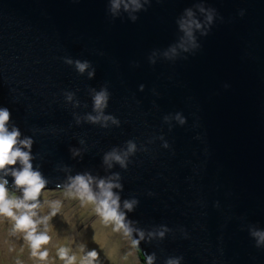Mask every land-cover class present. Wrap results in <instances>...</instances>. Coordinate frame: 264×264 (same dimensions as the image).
Instances as JSON below:
<instances>
[{"label":"water","instance_id":"95a60500","mask_svg":"<svg viewBox=\"0 0 264 264\" xmlns=\"http://www.w3.org/2000/svg\"><path fill=\"white\" fill-rule=\"evenodd\" d=\"M0 111L141 263L264 264V0H0Z\"/></svg>","mask_w":264,"mask_h":264},{"label":"rangeland","instance_id":"374dc122","mask_svg":"<svg viewBox=\"0 0 264 264\" xmlns=\"http://www.w3.org/2000/svg\"><path fill=\"white\" fill-rule=\"evenodd\" d=\"M5 190L8 200L36 205L30 210L14 206L11 210L15 216L29 214L34 234L47 235L49 240L34 255L26 239L31 229H17L12 217L0 214V264H143L128 233L113 216L105 219L106 209L89 194L60 188L41 190L35 200H24V192L12 196ZM42 252L47 253L43 259ZM92 252L94 258L89 256Z\"/></svg>","mask_w":264,"mask_h":264},{"label":"clouds","instance_id":"9594fccd","mask_svg":"<svg viewBox=\"0 0 264 264\" xmlns=\"http://www.w3.org/2000/svg\"><path fill=\"white\" fill-rule=\"evenodd\" d=\"M83 65H80L81 70H83ZM102 96H97L96 101L99 104ZM8 119L7 111H0V168H3L6 164H14L15 158L20 157L21 160L25 163L24 169L15 174V183L16 185H26L27 187L24 189V200H35L38 194L40 193L41 189L44 188V184L41 182L39 174L32 173L29 171L30 165L27 164V155L20 153L17 151H12L13 144L15 143V136L16 133L13 132L12 134H6L4 129V122ZM16 208H25L31 209L35 208L36 205H27L23 202H14L11 200L6 199V190L3 184H0V214L6 215L8 217H12L15 221V227L17 229L28 230L26 239L31 242V247L33 249V254L35 255V249H37L41 244H45L48 242L49 237L44 234L35 235V224L34 221L31 219V216L27 213L22 214L20 216H15L12 212V207ZM103 207L106 211L103 213L104 218L107 219L114 215L113 212L107 211L108 205L105 203ZM114 218V216H113ZM115 219V218H114ZM117 221V220H116ZM120 224V223H118ZM136 252V251H135ZM40 258L43 259L47 256L46 252H42L39 254ZM61 258L65 256V252L61 250L60 252ZM90 257H95L96 253L92 252L89 253Z\"/></svg>","mask_w":264,"mask_h":264},{"label":"trees","instance_id":"16d2710c","mask_svg":"<svg viewBox=\"0 0 264 264\" xmlns=\"http://www.w3.org/2000/svg\"><path fill=\"white\" fill-rule=\"evenodd\" d=\"M9 194L12 195V196L14 195V194H12V192H10ZM113 219H114V218H113ZM114 220H115V219H114ZM115 221H116V220H115ZM117 222H118V221H117ZM118 223H119V222H118ZM134 248H135V247H134ZM135 251H136V249H135ZM136 253H137V251H136ZM138 254H139V253H138Z\"/></svg>","mask_w":264,"mask_h":264}]
</instances>
